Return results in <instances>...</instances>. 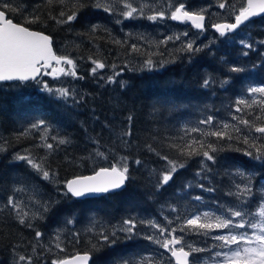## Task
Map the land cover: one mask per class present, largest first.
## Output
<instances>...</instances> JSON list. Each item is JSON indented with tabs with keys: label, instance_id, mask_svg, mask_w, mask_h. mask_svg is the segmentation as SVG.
<instances>
[{
	"label": "trees",
	"instance_id": "1",
	"mask_svg": "<svg viewBox=\"0 0 264 264\" xmlns=\"http://www.w3.org/2000/svg\"><path fill=\"white\" fill-rule=\"evenodd\" d=\"M5 2L23 9L21 14L12 15L14 22L24 23V16L32 13L39 15L41 22L26 26L49 35L55 54L71 57L77 65V75L83 79L71 76L53 79L43 75L38 78L52 88H68L72 95L67 100L40 91L41 85L35 81L0 83V148L4 149L0 151V264H14L19 255L31 257L32 264H52L54 260L86 252L91 256L89 264H116L120 257L136 259L142 255L172 264L168 252L145 239L152 234L160 239L164 237L139 221L175 227L189 214L203 211L219 214L221 205L236 202L226 193L229 189L234 190V182H242L235 175L237 168L251 178L254 203L246 207L249 211L256 210L262 195L260 190L264 188V167L243 155L246 150L243 143L235 139L217 141L214 137L209 138L211 143L223 148L213 153L216 163L205 161L211 171L197 176L203 158L194 156L187 159L186 166L160 190L156 188L157 174L165 170L166 162L156 153L183 160L185 158L170 148V144L203 139L199 133L186 130L194 127L215 129L225 122L236 124L232 120L234 115L258 123L256 116L261 115L258 106L237 113L235 101L240 98L251 101L253 97L248 96L247 89L264 86V16L220 36L210 26L230 23L235 17L224 16V9L218 7L220 0H171L175 6L185 3L188 10L205 9L203 32L170 19L156 22L144 18L123 20L91 6L80 11L76 22L59 25L50 16L59 18V11L68 8L55 0L52 4L48 0ZM130 2L134 6L140 2L152 3L160 9L166 8L164 3L168 4L169 0ZM85 3L90 5L91 0H85ZM232 3L240 9L244 0H227L226 7ZM117 19L122 23H116ZM92 24L100 25V30L90 33ZM185 31L187 36L183 35ZM176 35L181 39L166 45L160 43L168 36ZM241 39L251 43L252 49L244 48ZM116 40L122 43L116 44ZM190 41L194 42V48L201 50H179ZM132 45L140 51L133 52ZM245 51L247 56L243 55ZM149 56L153 60L152 70L145 66ZM90 58L104 62L106 67L102 72L106 74L113 76L119 72L120 75L115 76L116 82L107 83V80L104 82L90 74ZM161 61H165L163 66ZM113 65H116L115 69ZM232 67L244 70L232 72ZM205 80L210 81L208 87L203 86ZM225 80L228 83L222 87L221 82ZM255 98L259 99L258 96ZM209 115L214 118L213 125L200 124ZM39 121H43L48 130L47 142L54 145L51 151L40 146L44 130L31 129V125ZM240 127L243 129L242 125ZM128 130L131 136H121ZM26 131L28 135H22ZM243 131L247 133L246 129ZM53 136L65 138L69 143L59 145ZM149 145L155 151H149ZM97 151L103 152L107 159L97 157ZM16 154L43 159L44 167L56 173L58 183L44 180L25 162L16 161ZM121 157L128 158L130 177L123 189L96 198L74 199L64 195L63 185L67 179L90 174L100 167H111ZM136 160L141 163L137 165ZM21 186L28 191H14ZM207 188L215 191L209 192L205 190ZM33 195L37 203L30 201ZM10 196L23 201L26 211L42 212L43 218L30 217L31 228L19 224L17 213L6 206ZM195 196L202 199L196 201ZM41 203L49 205V211L43 212ZM169 206L176 207L177 212H172ZM177 216H180L179 221ZM129 218L138 221L136 235L127 239L123 233H118L115 245L102 247L99 251L92 249L98 237L89 228L98 231L103 226L111 231L113 226H119ZM168 219L174 221L171 226ZM69 220L72 223H68ZM36 231L43 233L39 241L35 238ZM215 234L185 237L195 247L206 249L193 254L190 260L198 261L221 250L213 248L218 242L210 236ZM57 235L64 251L55 246Z\"/></svg>",
	"mask_w": 264,
	"mask_h": 264
},
{
	"label": "snow or ice",
	"instance_id": "2",
	"mask_svg": "<svg viewBox=\"0 0 264 264\" xmlns=\"http://www.w3.org/2000/svg\"><path fill=\"white\" fill-rule=\"evenodd\" d=\"M54 0H48L49 4H52ZM62 6L68 8L67 11L61 10L58 13L59 18L56 16H50V19L55 20L59 25L72 24L77 21L80 11L88 6H91L97 10H102L109 15H117L123 17V20H135L138 18H144L152 22L158 20L170 19L172 21H178L180 23L190 22L191 26L201 32L205 30V9L188 10L185 3L181 2L178 6H175L171 0H169L166 8L158 9L156 5L152 3L143 2L138 6H134L130 0H91L90 5L85 3V0H55ZM119 5L120 7H117ZM227 0H220L218 7L225 9ZM234 7V6H233ZM146 9L148 10L146 12ZM22 7L15 5L11 2H5L0 0V82L4 81H35L38 85H41L40 91L47 92L49 94H55L58 98L67 100L72 95L68 88L59 87L52 88L47 82L38 80L37 77L51 76L53 79H59L61 76H71L74 79H83V77L77 75V65L75 61L69 56L56 55L52 47V39L49 35H46L40 31H35L27 27V24L39 23L41 18L35 13L24 16V23L14 22L12 15L21 14ZM264 14V0H247L246 7H241L239 13L235 15L234 23H217L213 27L220 34L225 36L228 32H234L245 22L249 21L252 17H257ZM116 23H122L120 19L116 20ZM100 30V25L92 24L90 26V33H95ZM106 30V29H105ZM184 36L188 35V32H183ZM181 36H168L167 39L160 41V43L167 44L169 41L180 40ZM116 44H121L119 40L114 41ZM264 43V41H262ZM194 42L190 41L183 45L180 51L198 52L201 49L194 48ZM241 44L244 48L252 49L251 43H245L241 39ZM131 50L133 52H139L140 49L136 45H132ZM244 56L248 55V52L243 53ZM91 59V58H90ZM93 67L91 68V74L96 76L99 70L105 69L104 62L98 59H91ZM165 61H161V66ZM67 66V67H65ZM145 66L152 70L153 60L149 58L145 61ZM115 69L116 65L112 66ZM127 67V65H125ZM43 69V72H42ZM51 69V71H48ZM232 72H241L244 69L240 67H232ZM119 72H115L113 76L107 77V83H115V76H119ZM104 79V77H100ZM228 81H222L223 87ZM209 80H205L203 86L208 87ZM121 86L123 83L121 82ZM247 94L253 97L251 101L248 99H237L235 101V112L241 113L244 109H251L254 105L258 106L261 115L256 116V121L245 119L243 116H232V120L236 121V124L223 123L215 129L209 128L203 130L200 128H191L190 133H199L203 139L192 138L190 141L184 144H170L169 147L174 149L180 157H184L183 160L170 159L166 155H161L159 152L156 154L160 156V159L165 161V170L157 174L156 188L160 190L164 188L173 179L174 174L186 166L187 159H191L194 156H200L203 159L200 161L201 171L197 172V176H201L202 172L211 171L205 161H211L216 163V157L213 153L222 151V147H218L217 144L211 143L209 138H216L217 141L237 140L246 146V150H243V155L249 157L252 161L258 162L261 167H264V86H253L247 89ZM259 97V99L255 97ZM131 122L132 117H128ZM214 118L209 115L206 119H202L200 124L213 125ZM247 130V133L240 127ZM31 129H43L41 135L42 144L41 147L51 151L54 148L52 143H48V130L43 121H39L31 125ZM30 129V130H31ZM29 130V131H30ZM252 133L259 135L252 136ZM131 131H124L121 136H131ZM22 135H28V131L22 133ZM53 140L59 145L69 143L65 138H59L57 136L52 137ZM127 143V141H122ZM230 146V145H229ZM149 151H155L148 146ZM0 148V151H3ZM240 151V149H236ZM96 156L102 159H107L103 152L97 151ZM14 159L16 161H23L29 165L35 172L49 182L55 181L56 173L45 168L42 160H37L28 154H16ZM46 159V157L44 158ZM128 158L121 157L119 161L113 163L111 167H100L90 176H78L74 179L67 180L64 184L66 192L64 195L70 194L72 198L80 199L89 196L106 195L115 193L117 190L122 189L125 186L129 177V165ZM135 163L139 165L140 160H136ZM235 175L241 178L242 182H234V190L229 189L226 195L235 198L234 205H221L220 213L217 214L212 211H203L201 213L189 214L186 216L177 226L165 227L155 221H139L140 224H144L147 227L155 229L163 239L157 238L155 234L145 236V239L149 240L153 244L159 246L165 252L171 254V257L175 259V264H198L196 260H190V257L195 253H201L206 251L205 248L195 247L193 243L186 241L185 237L188 235H197L208 237L210 233H217L211 235L210 238L217 241L218 244H214L213 248L219 247L221 250L216 251L212 257L215 264H264V188L260 191L262 193L260 202L256 205V210L249 211L248 206L252 201L253 188L249 175L239 168L235 170ZM58 183V182H57ZM190 186V185H189ZM200 188H204L203 184L198 185ZM209 192L215 191L214 188L205 189ZM15 192L26 193L28 190L25 187H17ZM193 199L200 201L201 196H195ZM32 203H37L35 195L30 197ZM7 207L13 209L18 217L19 224L32 227L29 222V218L42 219V212H32L25 210L23 201L16 200L13 196H10L7 200ZM172 212H177L176 207L169 206ZM40 208L43 212L49 211V205L40 204ZM167 219V217L165 218ZM176 220H180V216L176 217ZM68 223H72L71 220ZM174 223L173 220L168 219V225L171 226ZM138 221L132 218L124 219L119 226H113L111 231H108L103 226L97 231L94 227L88 230L93 232L97 237V242L92 244V249L99 251L102 247H111L116 244L119 239L118 233H123L127 239H131L136 235V228ZM180 233V235H177ZM43 233L40 231L35 232V238L37 241L41 239ZM57 243L56 247L61 251L64 249L60 244V237H55ZM78 242V241H77ZM91 259L90 253H84L83 255L77 254L70 258H64L60 260L52 261V264H89ZM32 264V258L24 255H19L18 259L14 261V264ZM116 264H163V260L160 258H154L151 255H142L136 259H127L124 257L118 258ZM207 264V262H205Z\"/></svg>",
	"mask_w": 264,
	"mask_h": 264
},
{
	"label": "rangeland",
	"instance_id": "3",
	"mask_svg": "<svg viewBox=\"0 0 264 264\" xmlns=\"http://www.w3.org/2000/svg\"><path fill=\"white\" fill-rule=\"evenodd\" d=\"M140 3H143V2H140ZM139 3V4H140ZM164 5H167L166 3H164ZM234 6V7H233ZM117 7H120V6H118L117 5ZM242 7H245V5L243 4V6ZM239 10L240 9H237V6L235 5V4H230V5H228L223 11H224V16H226V17H229L230 18V15H232L233 17L235 16V15H237L238 13H239ZM121 18H123V17H121ZM137 65H139V66H141V64H137ZM93 67V65L90 67V70H91V68ZM50 70V69H49ZM89 70V72H90V74H91V71ZM109 76H111L109 73H107L106 74V72H102V70H99L98 71V73H97V75H96V77H98V78H100V77H104V82L107 80V77H109ZM217 234V233H216ZM217 251H220V250H217ZM216 252V251H215ZM214 252V253H215ZM214 253L213 254H211L210 256H207V257H202V258H200L197 262H198V264H205V262H207V264H215V261H213L212 260V257H213V255H214ZM25 264V263H24Z\"/></svg>",
	"mask_w": 264,
	"mask_h": 264
},
{
	"label": "water",
	"instance_id": "4",
	"mask_svg": "<svg viewBox=\"0 0 264 264\" xmlns=\"http://www.w3.org/2000/svg\"><path fill=\"white\" fill-rule=\"evenodd\" d=\"M244 5H245V7H246V5H247V0H244ZM261 16H264V14H262V15H260V16H257V17H252V18H250V20L249 21H251V20H253V19H255V18H258V17H261ZM235 18V17H234ZM233 18V20H232V22H230V23H234L235 22V19ZM249 21H247V22H245V24L246 23H248ZM205 23V22H204ZM220 23H228V22H220ZM187 25H189L191 28H193L192 26H191V24H190V22H188V23H186ZM245 24H243V25H245ZM243 25H241V26H243ZM240 26V27H241ZM193 29H195V28H193ZM210 29L212 30V31H214V32H216L217 34H219L216 30H215V28L213 27V25H211L210 26ZM196 31H199V30H197V29H195ZM36 31V30H35ZM54 51V50H53ZM38 78V77H37ZM29 81H31V80H29ZM11 82H16V81H4V82H0V83H11ZM19 82V81H18ZM26 82H28V81H26ZM97 170H99V169H96L95 171H97ZM95 171L94 172H92V173H90V174H87V175H82V176H90V175H93L94 173H95ZM76 177H78V176H74V177H71V178H69V179H67V180H71V179H74V178H76ZM66 180V181H67ZM65 181V182H66ZM65 184V183H64ZM63 187H64V185H63ZM124 188V187H123ZM122 188V189H123ZM64 190H65V192H66V189L64 188ZM121 190V189H120ZM120 190H117V191H120ZM69 196H70V194H68ZM99 196H102V195H97V196H89V197H85V198H80V199H86V198H96V197H99ZM74 199H76V198H74ZM78 254H80V255H83L84 253H78ZM75 255H77V254H74V255H72V256H75ZM72 256H69V257H66V258H70V257H72ZM169 256H170V258H171V260H172V263L173 264H175V259L174 258H172L171 257V254L169 253ZM64 259V258H63ZM89 263H90V260H89Z\"/></svg>",
	"mask_w": 264,
	"mask_h": 264
}]
</instances>
